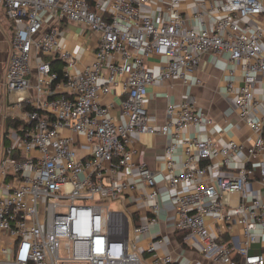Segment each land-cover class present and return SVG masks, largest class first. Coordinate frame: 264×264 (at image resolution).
Listing matches in <instances>:
<instances>
[{
	"label": "built area",
	"instance_id": "built-area-1",
	"mask_svg": "<svg viewBox=\"0 0 264 264\" xmlns=\"http://www.w3.org/2000/svg\"><path fill=\"white\" fill-rule=\"evenodd\" d=\"M0 8L15 26L5 85L21 95L27 123L9 137L0 162V231L14 241L10 264H191L161 232L160 177L173 189H192L171 200L183 245L193 248L199 239L203 256L220 264H264L263 254L251 253L264 236V200L249 189H264V100L254 92L256 75L264 76V26L243 25L264 18V0H0ZM64 23L97 37L94 61L83 69L63 43ZM207 58L238 64L243 85L230 84L228 92L256 135L250 148L193 134L176 142L184 129L213 121L188 102L167 109L175 123L149 124L148 88L173 80L190 85ZM148 59L157 61L158 74ZM119 83L125 97L117 124L101 98ZM133 134L175 138L163 170L136 165ZM235 159L252 165L229 177L203 165L229 168ZM235 196L237 205L228 206ZM213 212L243 228L240 244L209 232L205 217Z\"/></svg>",
	"mask_w": 264,
	"mask_h": 264
},
{
	"label": "crops",
	"instance_id": "crops-1",
	"mask_svg": "<svg viewBox=\"0 0 264 264\" xmlns=\"http://www.w3.org/2000/svg\"><path fill=\"white\" fill-rule=\"evenodd\" d=\"M243 25L264 26L263 17L249 18L243 22ZM65 32L63 43L68 46V49L79 60L80 68L90 65L94 61V52L92 45L97 38L89 32L85 26L64 23L61 25ZM14 23L7 16L6 10L0 8V162L5 155L7 148L4 146V137L7 133L9 137H15L20 130L26 126L24 118L25 104L18 102L21 95L17 92H10L5 85V74L9 68L11 52H12V37L14 34ZM55 65L60 66V63ZM147 66L152 72L158 74L159 68L157 61L153 59L147 60ZM257 84L254 89L255 95L264 100V76L256 75ZM191 84L185 86L180 80L166 81L155 84L148 88V97L146 108L149 113V124L156 128H161L169 121L175 123V118L169 120L167 117V109L170 106H179L183 102L195 104L200 111L212 117L211 124L200 127H189L180 133V138L176 142H182L190 135H196L200 140L205 141L211 139L221 147L227 146L231 141L244 145L250 148L256 135L251 132L246 125L240 120L239 114L235 106V95L228 92L229 85L238 90L242 85L238 64L229 62L228 60H220L211 62L209 58L205 59L199 71L191 76ZM200 80L201 83H197ZM124 86L119 83L118 86L112 88V92L101 98V102L108 106H113L111 116L117 124L123 120L120 115L122 100L124 99ZM172 136H155L151 134H133L132 141L134 148L138 151L135 156L136 165L145 164L151 170L161 171L164 169V156L168 145L174 141ZM10 142V141H9ZM10 147V146H9ZM183 150L177 152L175 161L178 169L181 168L184 160ZM209 166L211 174L216 176H236L241 168L252 165L243 159H235L229 167H218L216 161H204L203 165ZM159 190L162 195V201L165 205L163 214V224L161 232L169 235L171 238L170 250L174 253H181L184 258L191 264H220L219 262L208 260L203 256V242L197 238L192 239L193 248L183 245L185 236L182 232L173 231L174 225L171 219H174V209L171 200L177 194H189L192 189L190 186L183 185L178 189L171 188L166 180L159 178ZM143 187V186H142ZM144 193L147 192L142 188ZM249 189L255 196L264 200V189L257 184H251ZM4 194L2 187V179L0 177V195ZM239 201L237 196L228 199V206H236ZM166 218L169 219L166 222ZM205 225L209 232L220 238L221 243H224L222 237L227 236L228 244H240L243 241V228L237 223H231L227 226L220 220L218 213H210L205 217ZM150 238L143 242L146 246ZM14 246V241L9 234L0 231V264H10L12 260L11 249ZM159 247V246H158ZM160 248V247H159ZM164 249V248H163ZM161 250V249H160ZM251 253L264 255V236L260 242L251 247Z\"/></svg>",
	"mask_w": 264,
	"mask_h": 264
},
{
	"label": "trees",
	"instance_id": "trees-1",
	"mask_svg": "<svg viewBox=\"0 0 264 264\" xmlns=\"http://www.w3.org/2000/svg\"><path fill=\"white\" fill-rule=\"evenodd\" d=\"M52 63H53V65L54 64H57V63H59V61H52ZM7 133L5 134V137H4V146H5V148H8L9 146H10V142L8 141V137H7ZM222 239H223V241H224V243H227L226 241H228V238H227V236L225 235V236H223L222 237ZM222 242V241H221ZM235 258L236 259H238L237 258V256H235ZM239 260V259H238Z\"/></svg>",
	"mask_w": 264,
	"mask_h": 264
}]
</instances>
